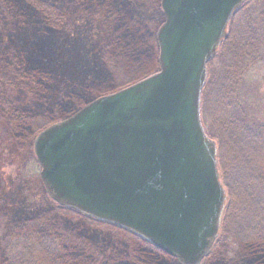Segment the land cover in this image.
I'll return each instance as SVG.
<instances>
[{"label": "water", "instance_id": "1", "mask_svg": "<svg viewBox=\"0 0 264 264\" xmlns=\"http://www.w3.org/2000/svg\"><path fill=\"white\" fill-rule=\"evenodd\" d=\"M245 1L161 0L159 71L36 137L51 200L128 229L181 264L201 262L225 203L201 92L207 62Z\"/></svg>", "mask_w": 264, "mask_h": 264}, {"label": "trees", "instance_id": "2", "mask_svg": "<svg viewBox=\"0 0 264 264\" xmlns=\"http://www.w3.org/2000/svg\"><path fill=\"white\" fill-rule=\"evenodd\" d=\"M80 1V9L85 11L86 0ZM87 2L91 3L92 7L97 4L105 8L100 16L104 20L105 40L103 44L94 47L95 55L91 65L87 63L89 72L81 76L80 83L72 86L69 93L68 90L64 92L62 97L51 105L47 98L54 90L58 75L57 35L61 31L65 14L47 0H0V8L6 13L14 17L19 15L24 22L32 21L33 24V36L28 49L13 50L4 54L0 62L6 73L7 89V92L0 90L2 153L7 154L12 147L30 149L31 136L37 129L46 127L47 123L52 125L61 120L62 108L65 110L63 113H67V118L82 106L104 96L101 91L89 94V89L101 82L99 69L104 67V58L116 56L121 50L128 53L133 47L131 43L137 41V38L131 37V33L126 30L134 22L129 6L122 3L121 16V9L119 10L112 0ZM247 5L245 3L231 18L225 41H229L232 35L237 37L239 33L242 42L248 41L247 47H250L251 52L243 51V44L237 42L236 38L232 40L236 42L230 47L232 51L227 52L232 54L234 49L238 50L233 60L227 63L221 57L224 66L226 65L225 71L219 77L224 97L228 92L237 89L236 85L243 70L255 62V59L251 58L252 54L255 57L258 52L257 43L264 42L254 26L252 27V9L249 11ZM125 18H128L129 23H125ZM118 21H122V30L118 25L121 22L117 23ZM127 38L132 39L130 43ZM225 44H221L215 58ZM237 44L238 49L235 48ZM153 48L156 50L157 45ZM156 68L158 69L157 63ZM219 80L216 82L217 86ZM18 94L27 99L46 100L35 103L29 101L27 107L21 108L26 104H16L15 97ZM240 121L243 122L241 119ZM226 124L235 130H241L246 145L236 146V149H239L236 154L231 155L232 165L230 163L227 167L230 171V167L237 169L238 166V178L231 177L229 172L224 171L221 162L218 164L221 182L228 194L223 213L229 215L232 210V222L229 226L226 224L225 228L222 227L220 233L223 236H220V240L217 239L214 246H227L233 241L242 254L236 255L234 259L239 264H264L260 257L246 261L247 257L253 254V249L264 252V126L253 125L252 128L249 124L242 127L233 120L232 115H228ZM31 160L27 158L24 167L20 166L18 161L14 163L17 177L7 185L8 192L0 197V264H149L154 260L152 255L163 259L167 257L178 264L174 258L155 249L147 241L140 240L122 229L91 220L69 209L38 204L29 193L24 177L28 166L32 164L35 169L37 167ZM8 165L11 167V160ZM232 203L235 205H231ZM233 218L236 219L234 227ZM106 230L107 234L104 233ZM243 233L245 235H242ZM259 247L262 249L259 250Z\"/></svg>", "mask_w": 264, "mask_h": 264}, {"label": "rangeland", "instance_id": "3", "mask_svg": "<svg viewBox=\"0 0 264 264\" xmlns=\"http://www.w3.org/2000/svg\"><path fill=\"white\" fill-rule=\"evenodd\" d=\"M47 1L58 7L65 14L61 31L57 35L56 56L59 65V70L57 72L58 75L55 80L54 90L51 92L49 98H47V101H49L51 105H54L62 97L64 92L68 90L69 93L72 86L80 83L81 76H83L84 73L89 72L87 63L91 65L92 59L95 55L94 47L97 44H103V41L105 40L104 37L106 30L104 28V20L100 17L102 15V9L103 13L105 8L99 7L97 4H93L94 7H92L91 3L89 4L87 2L88 0H86L85 6L87 8L85 11L80 9V0ZM94 1H96V3L101 2V0ZM112 1L119 10L121 9V16L122 3L129 6L128 8H130L132 14L131 17L134 19V22L131 23L132 25H129L126 30L131 33V37H134L135 39L137 38V41L131 43L133 47L131 50H128V53H124L121 50L115 54L116 56H107L104 58V67L99 69V78L101 82L97 86L91 87L92 89H89L90 95L98 93L99 91L104 93V96L113 94L114 92H118V90L124 89L138 82L145 76L158 71L156 68L158 51L153 47L156 46L155 33L164 21L160 8V0ZM247 4L249 11L252 9V27L254 26L258 34L262 36L261 39L264 41V14H262V12L264 13V0H249ZM127 19L128 18H125V23H129ZM117 23H119L118 25L122 30V21H118ZM237 23H239V21ZM239 30H241V28H239ZM32 36V21L24 22L19 15L14 17L13 15L6 13L4 9L0 8V62L4 54L10 53L13 50L28 49ZM239 36L238 33L237 37L236 35H232L229 38V41H223L226 44L223 49H221V53H219L220 56L218 55V57L209 64L210 71L207 72L206 83L200 98L201 124L207 137L215 143L216 164L220 180L219 162H221L223 170L229 172L231 177L238 178L240 176L238 166L236 167L237 169L230 167V171L227 167L231 163V155L236 154L237 149H239H236V146L246 145L241 130H235V128L227 126L226 121L228 115H232L233 120L242 127L249 124L250 126H264V42L262 43V41H259L257 43L259 44L258 47H256L258 52L255 53V57L254 54H252L253 57L251 58L255 59V62H252L248 68L243 70L236 85L237 89L234 90L236 93L230 91L227 96L224 97V93L222 92L223 87L220 84L219 77L220 74L225 71L226 65L224 66L221 57H223L228 63L233 60L234 55L238 52V50L234 49L232 54L227 53L232 51L231 48L233 44L236 43L232 40L238 38L236 41L243 44V46H241L243 51L251 52L250 47H247L248 41L242 42ZM131 40L132 39L127 38L129 43ZM235 48L238 49V44ZM2 67L3 66L0 63V90L7 92L5 82L6 73ZM218 80L219 85L217 86L216 82H218ZM224 92H226V88ZM221 93H223V95ZM88 97H86V99ZM45 100L46 99L38 98L27 99L22 94H18L15 97L16 104H26L21 108L27 107V102L29 101L35 103L38 101L45 102ZM60 111L62 119L52 123V125L57 124L66 118L67 113H63L65 111L64 108ZM240 119L243 122H241ZM50 124L51 123H47L46 127L43 126V129H37L38 131L31 136L30 149L12 147L8 150L7 154L2 153L3 150L0 151V197L8 192L7 185L17 177L14 163L18 161L19 165L24 167L27 158L30 160L32 159V163L35 162V157L32 154L34 140L44 129L52 126ZM252 128H254V126ZM6 158L8 159L7 161ZM9 159L12 162L11 167L8 165V162L10 161ZM31 165L27 167V173H24L29 193L38 204H48L51 207H56V204L47 196L40 181V170L38 165L36 164V169ZM225 194L226 208L228 197L226 189ZM231 205L234 206L235 203H232ZM231 212L232 210L229 215L227 214L228 217H226V213L221 215L220 230L222 227L225 228L226 224L227 226L231 224ZM234 218L233 227L236 225V219ZM107 232V230L104 231L105 234H107ZM242 235L245 234L243 233ZM108 236L110 235H105V237ZM220 236L222 237L223 234L220 233L218 235V240H220ZM215 243H217V241ZM214 245L200 264H239L234 259H236V255H240L241 253L240 250L237 249L238 246H234L235 244L233 241L229 242L227 246ZM260 249L262 248L259 247V250ZM252 253L253 256H248L246 261H252L259 257L264 260V252H259L253 249ZM152 258L154 260H152V262L150 261L149 264H176L175 261L169 260L167 257L163 259L156 257V255H152Z\"/></svg>", "mask_w": 264, "mask_h": 264}, {"label": "flooded vegetation", "instance_id": "4", "mask_svg": "<svg viewBox=\"0 0 264 264\" xmlns=\"http://www.w3.org/2000/svg\"><path fill=\"white\" fill-rule=\"evenodd\" d=\"M236 12H237V11H236ZM236 12H235V13H236ZM220 46H221V45H220ZM218 50H219V49H218ZM82 216H84V215H82ZM84 217L89 218V219L94 220V221H97V222H99V223H103V224L111 225V224H109V223H105V222H102V221H99V220H96V219H93V218H90V217H87V216H84ZM111 226H114V225H111ZM115 227H117V226H115ZM117 228L122 229V230H124V231H126V232H128V233H130V234H132V235H134L135 237L139 238L140 240H144L141 236L137 235L136 233L134 234V233L129 232V231H127V230H125V229H123V228H120V227H117ZM145 241H146V240H145Z\"/></svg>", "mask_w": 264, "mask_h": 264}]
</instances>
